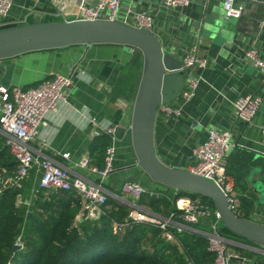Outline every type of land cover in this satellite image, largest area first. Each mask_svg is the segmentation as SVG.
I'll return each instance as SVG.
<instances>
[{
	"label": "crops",
	"instance_id": "1",
	"mask_svg": "<svg viewBox=\"0 0 264 264\" xmlns=\"http://www.w3.org/2000/svg\"><path fill=\"white\" fill-rule=\"evenodd\" d=\"M86 1L14 0L8 19L11 22H26L29 18L52 20L56 19L53 14L57 9L63 8L72 13ZM223 2L191 0L188 6L168 8L163 0H122V10L132 7L135 11L150 13L154 18L153 30L159 34L165 48L180 59L183 60L187 53H196L208 59L205 68L193 67L189 70L191 75L200 76L201 80L182 113L167 116L159 111L155 127L159 157L172 166L189 169L195 163L194 149L207 138L208 132L212 128L228 129L232 133L234 147L228 157L227 171L230 168L234 172L245 173L243 184L254 191L247 177L253 166L264 167L261 132L264 102L253 122L245 123L237 119L234 101L260 92L259 71L245 53L255 47L264 57V0L246 1L241 18H228ZM135 53V50L122 45H75L0 59V87L29 88L53 78L57 73L72 76L73 84L67 99L61 102L56 112L47 116L39 137L32 143L36 153L51 156L72 172L97 180L95 173L77 166L76 162L83 154H89L97 165L100 160L96 149L99 137L108 134L105 129L109 125L122 124L117 131L115 169L104 182L117 203L120 197L133 203L137 201L122 193V185L126 180H137L132 173L141 169L133 166L136 156L130 137L132 105L143 63L141 59L139 70H133ZM0 135L4 137L1 131ZM43 141L49 144L48 147L42 145ZM64 152L70 156L63 157L61 153ZM228 173L235 180L234 190L241 214L240 197L243 191L237 187L235 176ZM257 177L258 174H255L254 179ZM38 178L39 174L32 170L25 180V197H32L31 202L39 190ZM159 185L156 189H146L159 195L167 191V186ZM174 190L169 193L174 195ZM254 193L259 199V195ZM82 214L83 211L79 213L77 222L83 221ZM250 215L253 219L264 221V205L257 200V206ZM204 224L213 227L218 220H208ZM186 228L206 236L214 231V228L208 232L193 225ZM246 246L243 247L264 256V248ZM256 260L255 264H262Z\"/></svg>",
	"mask_w": 264,
	"mask_h": 264
},
{
	"label": "built area",
	"instance_id": "2",
	"mask_svg": "<svg viewBox=\"0 0 264 264\" xmlns=\"http://www.w3.org/2000/svg\"><path fill=\"white\" fill-rule=\"evenodd\" d=\"M254 0H224L225 14L228 18H241L245 12V2ZM168 8L188 6L191 0H163ZM14 0H0V25L11 22L8 19ZM59 19H110L119 20L127 24L154 29V18L147 11H135L128 7L122 10V0H87L78 8L69 13L63 8L57 9L53 14ZM246 57L258 69L260 74V92L239 97L234 101V110L238 120L245 123L253 122L261 104L264 102V57L259 50L251 47L246 50ZM182 68L186 71L184 88L175 99L177 102L163 103L159 111L167 116H179L183 107L195 95L201 77L191 75L189 70L193 67L205 68L208 59L196 53H187L183 57ZM73 84L72 76L57 73L53 78L43 80L37 86L22 88L0 87V131L4 135L5 144L18 163L17 170L9 180L16 186H21L32 170L39 174L38 188L42 190H71L82 198V216L98 219L105 213L103 206L110 192L105 187V179L115 169L117 131L121 123L109 125L105 132L111 137V142L106 148L104 166L101 168L93 162L89 154H83L76 165L89 169L97 175V180L72 172L51 156L35 152L32 143L39 137L40 128L47 116L56 112L61 102L67 99L69 89ZM264 145V126L261 128ZM48 147V143H42ZM234 147L233 136L230 130L212 128L207 138L194 149L195 163L189 170L193 173L206 176L215 181L226 192L230 207L240 215L238 199L235 194L234 177L227 171L228 157ZM264 154V151H263ZM69 157L68 152L61 153ZM179 190H174L177 196L175 206L181 213L172 211L167 216L153 212L144 204L138 203L140 197L149 193H159L147 190L137 180H126L122 185V193L132 196L137 201L130 202L125 198H118L119 204L130 205L127 221L117 224L125 226L130 221L149 222L159 224L167 230L166 237L174 239L173 232H182L188 225L198 223L202 218L211 215L210 208L199 197L193 198L183 195ZM32 197L19 196L18 202L31 204ZM217 215V212H216ZM218 217V215H217ZM179 219V220H178ZM168 227L172 231H168ZM214 231L208 234L209 249L215 255L210 264H255V256L249 257L237 250L236 243L220 235L217 224L213 225Z\"/></svg>",
	"mask_w": 264,
	"mask_h": 264
},
{
	"label": "trees",
	"instance_id": "3",
	"mask_svg": "<svg viewBox=\"0 0 264 264\" xmlns=\"http://www.w3.org/2000/svg\"><path fill=\"white\" fill-rule=\"evenodd\" d=\"M135 51L133 70H139L142 55ZM110 142V135L103 134L96 145L100 158L97 165L101 168ZM93 162L96 163L94 159ZM17 167L16 158L0 135V264H210L214 260L208 236L203 233L185 228L180 233L174 231V239L169 240L167 230L159 224L130 221L125 226H117L127 221L130 208L117 203L110 195L103 206L104 214L98 219L85 217L81 222H77V217L83 211L82 198L71 190L39 189L30 205L18 202L19 196L25 197L26 182L16 186L9 180ZM228 172L235 176L237 187L243 191L240 197L243 213L240 215L251 217L257 206V195L243 184L245 173L230 168ZM166 189L160 195L143 194L139 203L166 215L172 211L181 213L175 206L177 196L169 193L174 189L168 186ZM180 193L199 197L210 208L212 219L218 220L211 199L190 192ZM206 219L191 225L211 232L213 227L204 224ZM218 224L217 228L225 238L245 246H256ZM167 229L172 231L171 227ZM19 238L21 246L14 251ZM233 246L264 264L262 254L247 246Z\"/></svg>",
	"mask_w": 264,
	"mask_h": 264
},
{
	"label": "water",
	"instance_id": "4",
	"mask_svg": "<svg viewBox=\"0 0 264 264\" xmlns=\"http://www.w3.org/2000/svg\"><path fill=\"white\" fill-rule=\"evenodd\" d=\"M99 44L122 45L142 55V72L131 112L130 137L136 156L133 166L140 167L154 182L211 199L218 223L253 242L255 247L264 248L263 221L237 214L219 184L187 168L172 166L157 153L155 127L159 107L175 100L186 82L182 59L165 48L158 33L110 19L13 21L0 25V59L34 51ZM255 174H258L256 179ZM247 179L259 195L258 202L264 205V167L253 166ZM19 247L16 243L13 250Z\"/></svg>",
	"mask_w": 264,
	"mask_h": 264
},
{
	"label": "rangeland",
	"instance_id": "5",
	"mask_svg": "<svg viewBox=\"0 0 264 264\" xmlns=\"http://www.w3.org/2000/svg\"><path fill=\"white\" fill-rule=\"evenodd\" d=\"M133 174V176H134V178H137V180L145 187V188H153V189H156V188H159L160 187V185L157 183H154V182H152L151 180H150V178H149V176L148 175H146V173L142 170V169H138V171H135V172H133L132 173ZM152 209V208H151ZM153 210V209H152ZM154 211V210H153ZM158 214H160L161 216H167L166 214H164V213H162V211L160 212H157ZM206 218H208V220H211V221H214L213 219H212V217L211 216H206V217H204V219H206ZM207 220V219H206ZM21 238H19V240H18V244L21 246ZM236 245V244H235ZM239 246H241V247H243L244 246V244L242 245H240L239 244ZM255 260H256V258H255ZM257 261V260H256Z\"/></svg>",
	"mask_w": 264,
	"mask_h": 264
}]
</instances>
